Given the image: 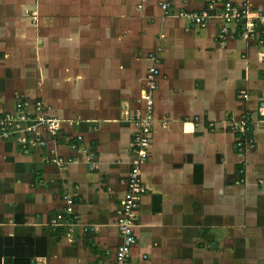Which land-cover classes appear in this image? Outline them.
Masks as SVG:
<instances>
[{
	"label": "crops",
	"instance_id": "1",
	"mask_svg": "<svg viewBox=\"0 0 264 264\" xmlns=\"http://www.w3.org/2000/svg\"><path fill=\"white\" fill-rule=\"evenodd\" d=\"M164 1L0 0V116L19 101L34 114L41 101L42 115L61 119L55 134L42 130L46 146L0 135V264H114L153 66L132 263L225 264L226 207L239 185L264 186V45L243 38L245 20L196 25L176 14L230 1L258 19L264 0H167L171 14ZM245 115L253 143L240 154L234 124ZM65 194L72 232L53 224Z\"/></svg>",
	"mask_w": 264,
	"mask_h": 264
},
{
	"label": "built area",
	"instance_id": "2",
	"mask_svg": "<svg viewBox=\"0 0 264 264\" xmlns=\"http://www.w3.org/2000/svg\"><path fill=\"white\" fill-rule=\"evenodd\" d=\"M162 8L166 14H171L167 0L162 2ZM176 15L188 18L196 25H204L213 17H221L223 20L229 22L245 20L241 32L243 38L258 37V41L264 45V15L258 18L261 24V27H259L257 24L258 19H256V16L251 15L248 5L238 7L232 2L227 1L224 3L223 8L218 10L216 2L211 1L200 10H181ZM158 74L159 68L157 66H153L147 73L144 89L141 94V98L146 102V111L145 114L138 113L135 116L138 132L134 138V157L132 159L131 170L126 179L128 188L118 208L116 225L121 234V242L115 251L114 264H133V247L138 241L136 236V228L139 225L137 222V208L141 196L146 192V186L141 179V165L149 157L147 149L150 145V134L153 129L152 110L154 92L157 90L156 77ZM28 104V101H19L15 112L5 113L0 116V135L2 137H17L24 150H29L31 147L37 145L46 146L47 141L42 135V130L47 131L49 134H55L61 128V119L42 115L43 106L41 101L35 103L36 113L34 114L27 109ZM248 121L249 119L245 115L234 124L235 129L243 135L240 136L235 144V148L240 154L253 143V137L246 134L250 130ZM258 121L264 122V102L258 107ZM78 138L81 139L82 137L79 136ZM50 161L61 163L63 159L54 155L50 158ZM64 200L66 205L63 211L53 219V224L64 226L69 232H72L74 227L78 225L77 220L73 217L74 199L65 194Z\"/></svg>",
	"mask_w": 264,
	"mask_h": 264
},
{
	"label": "rangeland",
	"instance_id": "3",
	"mask_svg": "<svg viewBox=\"0 0 264 264\" xmlns=\"http://www.w3.org/2000/svg\"><path fill=\"white\" fill-rule=\"evenodd\" d=\"M258 183L259 187L239 185L238 199L226 207L225 264H264V186Z\"/></svg>",
	"mask_w": 264,
	"mask_h": 264
},
{
	"label": "trees",
	"instance_id": "4",
	"mask_svg": "<svg viewBox=\"0 0 264 264\" xmlns=\"http://www.w3.org/2000/svg\"><path fill=\"white\" fill-rule=\"evenodd\" d=\"M250 127V126H249ZM248 136H251L252 135V132L251 131H247L246 133ZM240 136H243L242 134H240ZM243 166V165H242ZM240 166V174H241V177L243 176L244 174V167Z\"/></svg>",
	"mask_w": 264,
	"mask_h": 264
}]
</instances>
